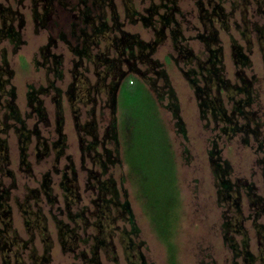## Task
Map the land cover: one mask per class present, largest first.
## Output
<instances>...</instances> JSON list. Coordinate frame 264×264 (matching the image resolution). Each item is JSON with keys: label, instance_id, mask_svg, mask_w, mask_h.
Listing matches in <instances>:
<instances>
[{"label": "rangeland", "instance_id": "374dc122", "mask_svg": "<svg viewBox=\"0 0 264 264\" xmlns=\"http://www.w3.org/2000/svg\"><path fill=\"white\" fill-rule=\"evenodd\" d=\"M93 1L88 0L93 14H100L102 12L100 0H97V5H93ZM207 1L178 0L181 13L176 14V17L182 22L183 35L188 38L185 42L187 47L195 54L204 52V43L198 34L207 32L200 17L206 8H211ZM235 1H239L237 8L234 7ZM34 2L35 0H0V4L10 7L15 12L14 16L20 18L22 16L24 20V25L20 28L22 42L17 51L15 45L8 39H0V66L3 65V55L6 54L7 68L11 72L9 75L3 73L1 79L7 81L4 83L6 92H15L14 97L8 93L0 97V142L2 143L0 147L7 146L6 152L9 155V162L6 164L1 156L4 150L0 149V189H9L7 203L12 209V213L10 212L8 216L11 226L3 233L8 234L5 238L7 247L10 246L9 242L13 239L14 232L22 240L19 244H13L10 251L0 247V264H81L83 262L79 256L81 250L87 249L89 256L94 255L91 250L94 243L92 239L94 229L77 231L79 238L75 237L77 241L71 239L69 243L78 245L75 251L71 252L63 250L64 246L59 239V227L65 224L75 226L76 223H73L70 214L79 213L84 206H88L86 215H90L94 209L93 198L97 195L86 190L88 170L85 169L93 165L90 159H86L84 168L82 163V140L88 143L92 137L85 135L84 131L79 132L77 122L85 123L92 120L96 122L98 149L102 152L104 149L102 138L113 116L110 109L111 101L104 84L98 85V82L104 83L101 72L105 70V64H96L86 57L81 60L75 53L74 48L78 46L81 48L83 45L82 29L91 31V26L84 22L81 15L83 6L79 4L80 0H54L55 12L45 24L35 17L37 9L39 13L43 11V2L39 4V8ZM115 3L120 21L123 22L122 29L138 34L145 41L156 38L153 26H146L141 17L148 15V8L151 5L161 4V0H115ZM74 5L77 6L73 9ZM224 6L228 15L227 29L216 25L223 47L225 78L231 84L240 85V79L237 77L238 66L233 53L235 45L241 46L243 52L248 54L252 61V65L245 68V71L248 76L255 77L256 80V101L253 109L258 110L260 120L264 121V0H249L247 6L244 0H224ZM105 9L110 15L108 6ZM136 11L140 14L136 15ZM158 11L162 13L163 8L160 7ZM7 15L10 16V13ZM75 15L79 18H75ZM155 17L153 22L159 27L161 22L158 16ZM19 22L20 19L14 21L16 29ZM115 33L117 32L106 33L105 37L100 36L97 40L98 44L89 47L91 55L101 54L106 50L108 56L114 55L116 51L113 46L108 48L107 43L109 37L114 36ZM62 34L66 39H63ZM51 39L55 40L53 45L49 44ZM47 50H50L51 55H62L59 70H54L56 65L54 59H50L51 55H49L50 60L45 63ZM169 55L172 56V60L167 61ZM177 55L178 52L167 30L166 39L157 46L153 58L163 63L170 86L177 93L181 115L187 129V136L184 137L183 133L178 131L172 111L165 106L168 103V99L165 98L161 112L175 148L182 196V215L173 216L172 219L175 228L171 240L176 244L177 249L174 263L169 260L167 247L160 241L150 217L143 210L136 188L128 178L126 163L111 167L109 174L113 175L121 191L126 189L128 192L140 227L139 235L131 236V239L136 244L144 242L142 252L146 256L147 264H233L235 261L244 264L241 258L234 259L232 249L223 240V207L217 202L214 176L210 167L208 152L212 139L219 135L220 129L214 131L213 123L206 126V122L201 120L198 99L186 77L188 69L195 67V63L177 62L175 60ZM79 61L81 63L77 65ZM49 67L53 69L49 70ZM157 82L159 85H164V79ZM75 83L78 84L77 99H74L69 92ZM30 85L36 89L49 88L47 91L39 92L38 99L34 102L36 105L39 101L42 102L47 120H40L35 108L29 106ZM121 111V107H118L115 114L117 119L121 116ZM15 115L19 118L17 119ZM22 122L26 126L24 134L31 136L27 148L30 168L21 164L22 147L25 144L20 141L22 134H19L15 125L20 126ZM4 123L12 126L7 130ZM219 144L223 157L232 164L233 179L253 182L258 187V192L264 194V179L258 162V159L264 156V148L260 149L253 138H250L249 143L243 142L242 134L232 138L221 135ZM60 147L63 148L61 155H59ZM106 147H112V141H107ZM69 165H73L77 172L75 178L81 195L80 202L74 197L73 191L70 192L63 187L64 182L74 178L73 170ZM47 173L50 182L44 186ZM107 176L108 174L105 175ZM70 181L68 184L71 183ZM70 189L74 190V187ZM245 194L244 191L243 209L244 215L248 218L245 226L251 249L257 253L263 248L261 240L264 239V229L260 227V223L264 226V216L256 219ZM50 196L55 200L51 201ZM68 198L72 202L74 200L70 204V210L67 208ZM115 214L113 211L112 215ZM27 217L35 218L36 226L32 224L29 227L25 223ZM78 221L83 224L84 220L79 217ZM92 221L93 218H90V222ZM103 221L106 224L105 229L110 230L111 219L106 217ZM129 228L130 225L122 219L116 221L113 231H110L111 241L108 239V243L111 242L114 249L110 244L98 249L101 264H131L125 251V241L128 238L121 236L123 229ZM236 239L238 242L241 241L243 235H236ZM23 241L29 242L25 245ZM48 245H50L48 251L50 259L43 263L41 257ZM254 264H264V260L257 259Z\"/></svg>", "mask_w": 264, "mask_h": 264}, {"label": "trees", "instance_id": "16d2710c", "mask_svg": "<svg viewBox=\"0 0 264 264\" xmlns=\"http://www.w3.org/2000/svg\"><path fill=\"white\" fill-rule=\"evenodd\" d=\"M244 1L247 6L249 0ZM41 2H43V11L39 13L37 9L35 17L39 22L41 20L45 24L55 12L54 0H35L34 5L39 8ZM99 2L102 12L94 15L88 0H80L79 4L83 6L81 15L84 22L91 26V31L82 29L84 35L83 45L81 48L79 46L74 48V50L81 60L86 57L96 64H105V70L101 72L104 83L98 82V85L104 84V89H106L111 101L110 109L113 116L102 138V146L104 147L102 152L98 149V127L96 122L93 120L85 121V123L77 122L79 132L84 131L85 135L88 134L92 137L88 143H84L81 137L82 163L84 168L86 159H90L93 165L90 168L85 167L88 170L86 190L95 193L97 196L93 198L94 209L90 215H86L85 211L88 206H84L79 213L70 214L73 223H76L75 226L65 224L59 227V239L64 246L63 250L75 251L78 244L72 243L73 245H70L69 242L75 237L76 239L79 238L77 231H86L88 228H93L92 239L94 243L91 250L94 255L89 256L87 249H83L79 252V256L83 261L81 264H101L98 249L105 247L107 244H110L114 249L111 242L108 243V239L111 241L110 238L112 237L110 231H113L116 221L122 219L130 225L129 229H123L121 233L122 237L128 238L125 241L128 261L131 264H147L146 256L142 252L144 242L141 241L136 244L131 239V236L139 235L140 227L128 192L126 189L121 191L113 175L109 174L111 167L125 162L128 168V178L136 188L137 197L142 202L144 212L150 217L151 224L160 241L167 247L169 260L173 263L176 261V244L171 240L175 228L172 219L173 216L177 217L180 214L181 217L182 215V196L177 156L169 129L161 112L162 102L165 98L168 99L165 106L172 111L178 131L182 132L184 137L187 136V129L181 115L177 93L170 86V80L166 75L163 63L153 58L157 46L164 42L166 31L169 30L174 48L178 52L175 60L177 62L184 61L187 64L195 63V67L188 69L186 77L194 88L198 99L201 120L206 122V126L213 123L212 129L214 131L220 129L219 135L212 139L208 154L214 176L217 202L223 207V240L232 249L234 259L241 258L244 264H254L257 259L263 261L264 239L261 240L263 248L257 253L252 251L250 246L245 226L248 218L244 215L243 192L245 191V195L248 197L249 207L254 212L256 219L264 216V194L258 192V187L253 182L245 179H233L232 164L223 157L222 148L219 144L221 135L232 138L242 134L243 142L249 143L250 138H253L260 149L264 148V121L260 120L258 110L253 109L256 101V80L255 77L248 76L245 71V68L252 65V61L250 56L243 52L241 46L235 45L233 53L238 66L237 77L240 79V85L231 84L225 78L223 47L221 46L219 29L216 25L218 24L220 27L227 29L228 15L225 11L224 0H208L207 2L211 8H206L205 12L200 15L207 29V32L198 34V37L204 43L202 54H195L185 43L188 38L183 35L182 22L176 17V14L181 13L178 0H161V4L151 5L148 8V15L141 17L146 26H153L156 31V38L150 41H145L138 34L122 29L123 22L120 21L115 0H100ZM97 3V0L93 1V5H97ZM77 5H74L73 9ZM107 6L110 15L106 12L107 8L105 9V7ZM237 6H239V1L234 2V7L237 8ZM160 7L163 8L162 13L158 11ZM7 13H10V16ZM13 13L15 14L10 7H4L0 4V24L2 26L0 27V39H8L15 45L14 48L17 51L22 42L20 28L24 25V20L22 16L21 18L16 17ZM139 14L136 11V15ZM155 16H158L161 22L159 27L153 22ZM75 18L79 17L75 15ZM16 19H20L17 29L14 26ZM114 31L117 33L109 37L107 47L113 46L116 51L115 54L108 56V50H106L101 54L91 55L89 47L92 44H98L97 40L100 36L105 37L106 33ZM62 37L66 39L64 34H62ZM51 43L53 45L55 40L51 39L49 44ZM249 49L251 50L250 45ZM49 55H51L50 50H47L45 63L53 58L56 65L54 70H59L62 64V55L53 54L50 59ZM169 60H172L171 55L167 58V61ZM3 61V65L0 66V90L2 91L0 97L8 93L4 89L6 80H2L1 77L3 73L11 74L7 68L6 54L3 55ZM80 63L81 61L77 62V65ZM51 69L53 67H49V70ZM160 79H164V85L158 84L157 81ZM77 85L75 83L69 91L74 99H77ZM30 87L29 106L35 108L41 118L40 120H47L42 102L39 101L37 105L34 102L38 99L37 94L39 92L47 91L49 88L36 89L32 85ZM8 94L12 97L15 96L14 91H9ZM118 107H121L122 111L121 116L117 119L115 114ZM15 117L19 118L17 115ZM11 126L5 125L7 130ZM15 126L19 134H22L20 141L25 144L22 147L21 164L30 168L31 163L28 161L27 148L31 136L27 133L24 134L26 130L24 122L20 126ZM27 132L30 133L28 130ZM107 141H112V147H106ZM1 144L0 142V146ZM0 149L4 150L1 156L7 164L9 162V155L6 152L8 147L3 145ZM62 153L63 148L60 147L59 155ZM258 162L264 179V156L258 159ZM69 168L73 170L74 178L70 179L71 181L69 180L70 184L67 181L62 186L70 192L73 191L74 197L80 202L81 195L75 178L77 172L73 165H69ZM10 173L11 171H9ZM106 174H108L107 177H105ZM48 176L49 173L45 175L44 186H47L50 182ZM71 187H74V190H71ZM8 190V188L0 189V247L6 251H10L13 244H19L22 241L15 232L13 239L9 242V247H7V241H5L8 234L3 232H6L11 226L8 216L12 213L11 205L7 203ZM49 199L51 201L55 200L51 196ZM73 202L68 198L67 208L69 210L70 204ZM113 211L114 214L116 213L115 216L112 215ZM79 217L84 220L83 224L78 221ZM106 217L111 219L110 230L108 231L105 229L106 224L103 221ZM90 218H93L92 222H90ZM36 222L35 218L27 217L25 219V223L29 227L32 224L36 226ZM260 227L264 229L261 223ZM44 229L47 230V227L44 226ZM238 234L243 235V239L239 242L236 239ZM76 239L74 241H77ZM83 241H87V239H83ZM28 242L23 241L25 245ZM49 249L50 245L45 248L43 257H41L43 263L50 259ZM233 264L239 263L235 261Z\"/></svg>", "mask_w": 264, "mask_h": 264}]
</instances>
